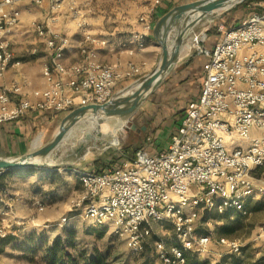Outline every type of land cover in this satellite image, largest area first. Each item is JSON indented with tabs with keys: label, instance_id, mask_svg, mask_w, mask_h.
<instances>
[{
	"label": "built area",
	"instance_id": "1",
	"mask_svg": "<svg viewBox=\"0 0 264 264\" xmlns=\"http://www.w3.org/2000/svg\"><path fill=\"white\" fill-rule=\"evenodd\" d=\"M26 1L45 2L0 0V77L13 62L8 33L19 26V5ZM49 1L47 18L30 22L49 51L43 67L47 87L34 89L31 96L16 82L0 87V123L32 111L68 113L78 106L106 103L119 83L144 73L145 62H105L100 50L107 42L117 52L145 48L162 0L147 1V9L139 15L140 31L111 41L88 29L81 1ZM258 6L235 25L220 24L221 36L213 46H206L208 34L203 32L192 47L207 58L201 91L188 102L165 148L152 152L141 147L134 156L122 153L120 165L101 172L73 168L82 184V196L74 200V208L92 225L113 229L132 251L143 250L154 226L171 222L180 242L166 246L156 240L157 257L164 264H185L186 249L205 252L212 240L210 235L195 234L200 211H243L250 199L264 198V175L256 176L264 167V1ZM64 9L80 29L81 38L51 27V18ZM74 50L78 58L66 63ZM254 128L260 134L254 135ZM14 199V193L0 189V252L22 224L14 214ZM36 203L38 209L44 208L43 203ZM259 233L264 235V224ZM217 242L231 253L242 252L238 238L220 236Z\"/></svg>",
	"mask_w": 264,
	"mask_h": 264
},
{
	"label": "rangeland",
	"instance_id": "2",
	"mask_svg": "<svg viewBox=\"0 0 264 264\" xmlns=\"http://www.w3.org/2000/svg\"><path fill=\"white\" fill-rule=\"evenodd\" d=\"M263 1L254 0L243 6L239 3L228 10L215 12L214 18L203 19L195 27L187 42L195 39L193 46H196L203 32L208 34V40L210 37L218 39L221 36L220 24L230 27L233 23L242 21L257 11L258 3ZM33 9L39 12L41 7L31 3L21 6L22 19L19 31L24 35H28L29 31L26 26H22L23 21L28 22L29 17L34 15L30 12ZM153 39L156 41L154 37ZM156 42L160 51L161 47L158 41ZM194 53L195 50L190 48L182 51L181 55ZM156 107L157 104L154 105L153 101L148 99L128 119L107 120L99 125L83 122L51 155L48 166L10 170L0 177L1 190L8 195L17 193L16 195L25 197V204L20 210L22 211L20 221H24L23 230L3 252L1 250V264H72V262L81 264L95 256L101 257L104 264H164L157 257L155 241L163 240L166 246L180 242L171 222L154 226L152 236L147 239L143 250L134 252L127 240L116 234L113 229L92 225L81 215V210L74 208V203L82 193L74 199L64 193L65 187L71 181L69 176L77 175L74 167L87 170L93 168L96 159L110 160L116 152L121 154L125 147L132 149L143 147L148 134L138 126L133 129L131 125L146 123L145 121H149L152 116L153 120H161L165 113L153 112ZM168 116L169 113L166 118ZM123 123H126V127L121 129ZM41 135L39 144L49 139ZM72 141L75 145L70 148ZM262 172H257L256 176H263ZM25 173L30 175L27 181L12 179L13 176ZM37 198H41L44 206L42 210L34 203ZM199 215L196 235H210L212 240L221 235L232 236L238 238L243 245L240 254L231 253L226 247L218 244L213 245V254L216 251L220 253L215 255L217 258L220 257L219 264H264V235L260 236L259 233L260 227L264 224V198L250 199L243 211L234 209L222 213L200 211ZM35 219L36 224H33L31 220ZM28 221H31L30 224ZM206 255L209 254H203ZM209 261L210 264L217 263L214 260L212 262V259Z\"/></svg>",
	"mask_w": 264,
	"mask_h": 264
},
{
	"label": "crops",
	"instance_id": "3",
	"mask_svg": "<svg viewBox=\"0 0 264 264\" xmlns=\"http://www.w3.org/2000/svg\"><path fill=\"white\" fill-rule=\"evenodd\" d=\"M79 1H81L83 13L88 22V29L92 33L108 41H111L113 38H116V36L125 34L126 32L140 31L142 29V23L139 21V15L148 7L146 0ZM183 1L188 2L191 0H162L161 4L156 9L154 23L170 8L176 6L177 4H181L179 2L184 3ZM29 3L31 2H22L19 7L21 8V6H25ZM39 6L41 7L39 12H36L34 9L33 11L31 10L30 12L34 15L29 17L28 22L23 21L24 23L22 26L27 27V31H29L28 35H24L19 31L21 27L20 24L18 27L9 31L8 38L11 41V47L14 51V59L5 74L0 77V87L16 82L22 85L30 96L32 95V91L34 89L38 87H47L46 80L43 75V67L49 60V51L46 48L43 39H41V37H39L31 28L30 22L33 19L42 20L47 18V15L49 14L50 1L45 0V2ZM35 15L39 17H36ZM51 19L50 24L54 31L66 32L74 38H81V31L75 24V21L71 18V14H69L67 9H64ZM150 36L151 37H149L146 47L141 50L117 52L116 50L113 51V44L111 42H107L104 48L100 50V58L101 60L110 63H114L116 61L124 63L129 60L138 64L145 62V65L143 66L144 75L156 66L161 53L157 42L153 39L152 32L150 33ZM216 40L210 37V39L207 40L208 42H206V46H213ZM195 41L192 43L193 45ZM193 45L189 47V43L187 42L183 51L192 48ZM77 58V50H74L71 54L66 56L65 62L71 63ZM206 60L207 58L204 55L197 53H194L193 55L187 54L186 56L181 55L178 63L174 67V70L167 75V77L160 84L159 88L148 98L153 101L154 105L157 104L158 106L153 112L163 111L165 116L159 121L153 120L152 118H150L149 121H145V119H143L146 123L141 122L137 125L138 128L145 130L148 134L147 138L149 139H147L143 148L156 152L168 145V141H170V133L177 125V122L183 114L188 102L193 98H197L200 94L202 80L204 77L203 65ZM134 80L135 79H126L119 83L116 89H123V87L127 86ZM168 113L169 118H166ZM65 114V112L39 110L29 112L17 120L0 123V156H18L19 154H24L33 148L44 144H39L42 138L41 134L49 139L53 137ZM252 133L254 135H258L260 134V131L254 128ZM259 171H263L262 174H264V167L259 168L257 172ZM29 177L30 175H26L25 173V175L13 176L12 179H17L23 182L27 181ZM69 177L71 181L68 184L69 186L67 185L68 187H65L64 193L74 199L82 193V184L81 181H79L78 175H72ZM16 194L14 193L15 203L13 210L14 214L21 218L20 216L22 215V211L20 210L25 204V197L22 195L18 196ZM38 201L41 202V198H37L34 203L37 204L36 202ZM31 221L33 224H36V219ZM31 221H28V223ZM23 224L24 221H22V224L18 227L17 231L15 230L14 234H11L7 238L5 245L2 247V252L8 244L12 243L17 236L20 235L19 232L23 230ZM227 237L234 238L232 236ZM217 244L218 242L216 238L215 240H211L208 245V250L205 252H198L192 249H186L185 251L196 255L198 259H212V262L213 260L214 262H218L220 257L217 258L215 255L220 253L216 251L213 254L212 249V246ZM203 254L209 255L203 256Z\"/></svg>",
	"mask_w": 264,
	"mask_h": 264
},
{
	"label": "water",
	"instance_id": "4",
	"mask_svg": "<svg viewBox=\"0 0 264 264\" xmlns=\"http://www.w3.org/2000/svg\"><path fill=\"white\" fill-rule=\"evenodd\" d=\"M243 1L191 0L170 8L153 27L152 35L158 41L161 53L152 70L119 89L106 103H90L71 109L62 118L53 137L44 144L18 156H0V171L48 166L51 155L81 123L99 125L107 120L122 121L134 115L174 70L195 27L203 19L214 18L215 12L228 10ZM131 127L134 129L137 124L132 123Z\"/></svg>",
	"mask_w": 264,
	"mask_h": 264
},
{
	"label": "trees",
	"instance_id": "5",
	"mask_svg": "<svg viewBox=\"0 0 264 264\" xmlns=\"http://www.w3.org/2000/svg\"><path fill=\"white\" fill-rule=\"evenodd\" d=\"M252 1H254V0H245L241 4L243 6V5H245V4L249 3V2H252ZM179 3H182V2H179ZM257 10H258V8H257ZM235 24H237V22L233 23L232 25H235ZM232 25H230V26H232ZM151 118H153V116ZM138 149L139 148L132 149V148L125 147L122 150V153H126L127 155H130V156H134ZM122 153L120 154L119 152H116L110 158V160H106L105 158L104 159H102V158L101 159L100 158L96 159L94 161L92 170L97 171V172H101L108 166H118V165H120L121 164V159H122ZM8 171H10V170H7V171L3 172L0 175V177L4 176V173H7ZM6 240L4 241L3 245H5ZM184 255H185V258H186L185 264H210V261H209L210 259L200 260V259H198V257L196 255H194L192 253H189V252L187 253V251H184ZM72 264H75V263L72 262ZM81 264H104V261H103V259H101V257L95 256V257H91V258L85 260ZM215 264H219V262H217Z\"/></svg>",
	"mask_w": 264,
	"mask_h": 264
},
{
	"label": "bare ground",
	"instance_id": "6",
	"mask_svg": "<svg viewBox=\"0 0 264 264\" xmlns=\"http://www.w3.org/2000/svg\"><path fill=\"white\" fill-rule=\"evenodd\" d=\"M195 41V39H193L192 41L190 40V42H189V47H191L193 44V42ZM194 47V46H193ZM128 126V125H127ZM126 127V123H123V124H121V129H124ZM71 139V138H70ZM75 145V142L74 141H72L71 143H70V148H72L73 146ZM68 153V152H67Z\"/></svg>",
	"mask_w": 264,
	"mask_h": 264
}]
</instances>
